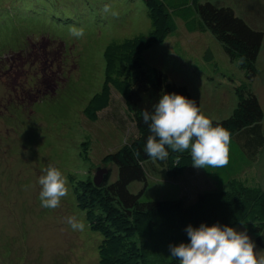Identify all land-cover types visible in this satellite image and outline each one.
<instances>
[{"label": "rangeland", "instance_id": "obj_1", "mask_svg": "<svg viewBox=\"0 0 264 264\" xmlns=\"http://www.w3.org/2000/svg\"><path fill=\"white\" fill-rule=\"evenodd\" d=\"M206 1L233 8L251 28L264 34V0L200 3ZM105 5L118 17L105 13ZM72 27H82L83 37H73ZM150 30L142 0H0V264H98L102 239L78 209L74 183L94 180L104 167L111 174L107 172L99 182L115 183L118 167L103 160L124 141L134 139L137 130L116 93L96 122L84 112L103 87L108 45ZM145 61L171 82L185 86L213 122L232 116L240 87H245V94H255L264 111V43L253 80L226 55L210 31L191 33L183 25L146 52ZM114 109L119 113L116 117ZM239 143L245 148L246 141ZM230 152L237 153L239 161L236 178L264 190V149L243 172L248 160L238 158L241 152L232 146ZM49 164L68 181V194L56 209L43 208L39 199L38 180ZM193 168L178 182L152 172L147 184L135 182L128 190L134 195L143 192L141 202L146 203L183 197L194 202L201 190L228 189L223 175L226 166L206 172L208 178L201 177L203 168H195L199 174L190 176ZM69 216L82 221L84 230H73L66 223ZM235 229L245 231L242 226ZM256 250L264 256L257 245Z\"/></svg>", "mask_w": 264, "mask_h": 264}, {"label": "trees", "instance_id": "obj_2", "mask_svg": "<svg viewBox=\"0 0 264 264\" xmlns=\"http://www.w3.org/2000/svg\"><path fill=\"white\" fill-rule=\"evenodd\" d=\"M142 2L151 23L150 32L108 45L104 52L103 87L84 112L87 119L96 122L100 113L111 106L116 93L123 101L124 113L137 130L134 139L124 141L118 151L103 160L105 165L118 167L119 178L115 183L97 185L91 179L74 183L77 207L85 214L90 229L102 239L98 246V264H180L178 259L171 257L169 245L190 243L185 229L189 225L198 228L201 224L242 226L264 251V190L236 178L239 161L237 153L230 152L232 146L241 152L238 158L248 160L243 172L253 164L250 161L254 162L258 151L264 149V111L255 94L242 91L245 87L237 91L239 102L232 116L213 122V126L219 124L231 133L229 163L223 170L228 186L226 191L201 190L194 202L183 197L142 203L143 192L134 195L128 190L135 182L147 184L152 172L165 173L169 181L178 182L193 167L190 150L179 153L169 149V157L164 161L152 160L144 152L150 131L143 122L142 112L153 111V105L165 93L174 92L194 99L185 86L176 85L158 69L148 67L146 52L164 43L180 25L191 33L210 31L226 55L253 80L258 75L257 59L264 34L251 28L233 8L216 6L208 1ZM241 57L243 63L239 62ZM121 100L117 99L118 106L122 105ZM196 103L202 111L201 104ZM112 113L115 117L119 114L116 109ZM241 140L246 141L245 148L240 146ZM136 152H139L138 157L134 155ZM194 169L190 176L196 172ZM211 169L213 167L203 168L204 176L201 177L208 178ZM108 172L111 174L110 169Z\"/></svg>", "mask_w": 264, "mask_h": 264}, {"label": "clouds", "instance_id": "obj_3", "mask_svg": "<svg viewBox=\"0 0 264 264\" xmlns=\"http://www.w3.org/2000/svg\"><path fill=\"white\" fill-rule=\"evenodd\" d=\"M103 11L111 12L114 17L119 15L108 5ZM70 34L83 37L84 29L72 27ZM239 62L243 63L244 58ZM142 117L150 131L144 152L152 160H167L170 149L179 153L190 150L195 168H220L229 163L231 133L219 124L213 126V121L202 113L194 99L174 92L165 93L153 105V111L144 110ZM134 155L138 157L139 152ZM45 171L38 180L41 206L56 209L60 207L61 198L68 194V181L52 164ZM66 223L73 230L85 228L75 216L66 217ZM185 231L190 243L169 245L171 257L178 259L180 264H264V256L259 255L246 230L238 231L217 223L201 224L198 228L189 225Z\"/></svg>", "mask_w": 264, "mask_h": 264}, {"label": "water", "instance_id": "obj_4", "mask_svg": "<svg viewBox=\"0 0 264 264\" xmlns=\"http://www.w3.org/2000/svg\"><path fill=\"white\" fill-rule=\"evenodd\" d=\"M108 170L106 168L99 169L94 177L95 184L99 185L101 182H99V179L102 178L107 174Z\"/></svg>", "mask_w": 264, "mask_h": 264}]
</instances>
